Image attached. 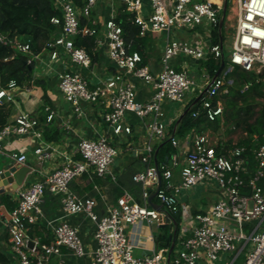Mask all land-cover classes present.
Wrapping results in <instances>:
<instances>
[{
    "label": "built area",
    "instance_id": "obj_1",
    "mask_svg": "<svg viewBox=\"0 0 264 264\" xmlns=\"http://www.w3.org/2000/svg\"><path fill=\"white\" fill-rule=\"evenodd\" d=\"M133 21L139 26V35L150 33H170L174 28H184L209 24L213 27L221 23V5L211 0H148L150 13L145 15V0H122ZM61 16L51 19L59 27L48 43L51 58L57 59L60 51L67 53L71 61L88 66L91 55L86 48L77 46L75 38L80 35H94L96 30L90 26H81L80 17L89 16L97 0H87L78 8L74 0H54ZM237 5V26L232 43V52L226 68L219 75L211 76L207 71L202 75V82L197 83L186 71L177 70L172 59L181 54L197 60H206L209 55L224 59L222 44H213L208 50L175 38H168L162 55V68L152 73L143 64L140 51L130 50L123 36V29L115 17L104 23L105 31L102 43L108 56L119 69L112 78L91 87L88 78L79 71H65L60 75L59 88L66 99L74 106L78 114L83 112L82 103H102L107 110L104 119L112 134L120 136L130 134L132 128L125 121V115L132 112L140 118L150 116L147 133L150 139H164L167 124L163 103L165 101L184 103L188 94L197 86L206 94L204 108L208 109L211 120L221 116L223 103L213 105V98L228 92V73L235 67L257 74L264 72V0H232ZM0 42L12 45L17 51L30 52V45L18 40H8L0 34ZM101 42V41H99ZM132 78L143 80L151 85L153 96L145 102L136 99V90ZM18 85L11 81L7 87H0V100L12 97L10 90ZM196 115V114H195ZM53 118L52 112L47 120ZM10 134L28 135L40 138L43 130L40 120L34 115L22 112L11 124L0 129V152L24 163L25 153L7 152L3 141ZM174 147L179 140L169 137ZM184 152V163L180 171L181 180L175 183L170 162L176 163L177 154L172 159L156 166L150 163L154 153L148 143L143 161L148 165L145 170L133 176L134 181L143 185L144 203H140L128 190L118 197L117 203L107 214L99 215L93 197H79L70 189V183L77 177L90 171L99 176L112 174V164L119 149L109 137L83 139L79 143L80 159L66 156L62 167L48 174L44 180L33 183L20 193L19 200L7 222L13 251L20 264H48L52 254H60L62 247H67L77 256L87 254L84 243L76 226L65 221L51 220L54 241L42 244L38 248L29 236V224L35 223L42 211L40 205L46 191L61 197L65 215L85 214L95 224L94 238L97 246L94 259L98 264H199L202 258L210 264H216L223 253L237 251L230 264L244 253L243 264H264V135L254 151L255 167L251 169L250 160L244 146H234L225 152H218L209 135L197 132L188 139ZM39 159L49 157L50 153L42 147L35 149ZM158 170L162 174L163 184L157 193L162 209L151 206L148 199L152 191L158 188ZM213 181L222 191L207 213L194 216L193 223L182 230L180 247L174 258L169 248L155 250L152 254L137 256L135 245L128 235L130 225L147 222L165 224L169 218L179 213V195L182 190L195 185ZM245 188L248 191L242 192ZM1 212V201H0ZM188 233V234H186Z\"/></svg>",
    "mask_w": 264,
    "mask_h": 264
},
{
    "label": "crops",
    "instance_id": "obj_2",
    "mask_svg": "<svg viewBox=\"0 0 264 264\" xmlns=\"http://www.w3.org/2000/svg\"><path fill=\"white\" fill-rule=\"evenodd\" d=\"M74 3L78 8L81 7L78 2L74 1ZM222 3L223 0H219L216 4L222 5ZM124 6L122 0H97L90 15H83L87 19L86 25H92L96 30V45L92 50L94 56H91V63L88 66L73 63L63 50L60 51L57 59H52L50 50L46 49L41 54L32 58L33 73L31 77L10 90L12 95L10 100H0V104L7 105L8 116L6 125L13 123L20 113L27 112L40 120L43 130L42 137L40 138L10 134L3 141L5 151L25 153L27 155L26 162L20 163L0 152V171L9 172L8 178L0 180V250L7 253L12 264L20 263L17 254L11 246L7 222L10 213L18 203L20 193L33 183L44 180L48 174L62 167L66 156L75 160L80 159L81 155L78 147L83 139H98L101 136H107L119 149L118 156L112 164L111 175L99 176L95 172L90 171L75 178L70 183V189L79 197H93L96 199L97 205L95 210L99 215L107 214L109 209L117 203L118 197L125 190L130 191L124 186L123 181L129 183L132 173L134 176L136 173L146 169L148 163L143 161V156L146 154L145 150L148 143L154 148L150 163L155 164L153 161L156 159L155 153L156 151L158 152L157 147L165 138H149L147 124L150 116L142 119L132 112L126 113L125 121L131 126L132 132L130 134L123 133L120 136H116L111 133L104 119V114L107 110L105 105L102 103L84 102L82 103L83 112L78 114L74 106L66 99L59 88L60 75L65 71H79L83 73L88 78L91 87L109 80L119 71L110 60L107 48L102 43V40L105 31V21L111 17L116 18L120 9ZM143 13L145 15L150 13L148 0H145ZM222 26L220 23V28H222L221 32L224 35ZM213 28L209 24H202L174 28L169 34L150 33L146 35L144 37L145 44L142 55L143 64L147 65L152 73H157L161 70L162 55L168 38L186 41L191 45L208 50L213 45ZM225 41L224 35V40L222 39L221 43L223 45V51L225 49ZM221 60L223 63L222 58ZM201 61L181 54L173 58L171 63L177 70L186 71L193 80L201 83L202 75L206 71ZM225 68L226 64L221 72ZM132 80L135 85L136 99L140 102L148 101L154 93L151 85L146 84L141 79L132 78ZM205 89L206 87L201 89L196 86L188 94L184 103L170 101L163 103L165 122L167 124L166 137L174 136L175 133H171V129L173 127L175 129L178 122L184 117L186 107L192 99L199 98L202 95L200 91H204ZM51 112L53 118L51 121H48L47 116ZM221 119L222 125L218 130L209 128L202 132L209 135L212 144L216 148L225 149L233 147L247 137V133L243 130H240V133L236 132L234 126L225 130L223 123L224 116H221ZM197 132L193 130L185 137H177L179 140V146L176 148L177 152L175 153L178 156L177 161L176 163L170 162L175 183H179L181 180L180 171L184 163V152L188 147V139ZM256 139L257 136L254 135L253 141ZM38 147H42L50 153V156L39 159L35 154V149ZM255 149L252 150L253 154ZM13 169L14 171H12ZM154 192L152 191V193ZM222 196V191L213 181L202 182L190 189L182 190L179 195L180 203L178 205V214L180 218L177 224L172 218H169L165 224L160 225L143 222L128 226V235L135 245L134 254L144 256L160 249L157 245V238L165 232H168L170 233L171 239V245L168 248L173 250L170 254L174 258L180 247L182 230L186 229V227L188 228L193 223L196 214L207 213L213 204ZM138 197L142 201L140 203H144L143 192ZM40 208L42 216L35 223L29 224L28 231L31 241L37 243L38 248L42 244H49L54 241V231L49 221L56 220V222L65 221L78 228L87 252L84 256H77L67 247H62L60 254L50 255L48 264H98L94 259V251L97 246L94 238L95 224L88 216L85 214L65 215L61 197L50 191H46ZM176 229L175 238H171V235ZM165 248L162 247L161 249ZM199 264L210 263L202 258Z\"/></svg>",
    "mask_w": 264,
    "mask_h": 264
},
{
    "label": "trees",
    "instance_id": "obj_3",
    "mask_svg": "<svg viewBox=\"0 0 264 264\" xmlns=\"http://www.w3.org/2000/svg\"><path fill=\"white\" fill-rule=\"evenodd\" d=\"M74 1L83 6L87 0ZM56 16H61V12L56 8L54 0H0V34L8 40H18L30 45V52L26 53L17 51L12 45L0 42V87H7L11 81L21 84L31 77L33 73L32 58L48 49L47 43L59 31V27L51 21ZM116 20L122 26L123 36L129 49L138 50L143 55L145 38L139 35V26L135 24L132 14L126 10L125 6L120 9ZM80 23L81 26L87 24V19L83 15L80 17ZM92 28L95 29L94 26ZM221 31L220 25L213 28V44H221L222 39L224 40ZM75 42L77 46H84L90 55L94 56L92 50L96 45L95 34L77 36ZM223 61L225 64L227 63L225 58ZM201 62L211 76H216L222 65V60L215 59L214 56H209L208 59ZM227 77L232 81L227 85L228 92L215 96L212 100L213 105L216 106L221 101L224 105L223 115H221L224 116L223 123H231L235 128L247 133V137L236 145L246 148L252 169L255 167V156L252 150L262 142L264 135V72L257 74L235 67ZM205 98L206 94H203L200 99L194 98L188 104L184 117L178 122L175 129L174 127L171 129V133H175L176 138L185 137L193 130L203 132L209 128L218 130L221 127V116L216 117L215 120L209 118L208 109L203 106ZM7 116V105L0 104V129L6 125ZM254 135L257 136L255 141H253ZM233 147L216 149L221 153ZM157 148L156 160L159 165L171 160L173 154L177 152L172 140L168 137ZM122 183L139 202H142L138 197L143 192L142 184L133 180V173L129 183L124 181ZM262 186L264 188V179ZM247 191L245 188L242 189V192ZM173 220L175 221V219ZM157 245L160 249L170 247V233L165 232L158 236ZM237 262L242 264L243 258L239 256L234 264ZM0 264H12L10 257L2 250H0Z\"/></svg>",
    "mask_w": 264,
    "mask_h": 264
},
{
    "label": "rangeland",
    "instance_id": "obj_4",
    "mask_svg": "<svg viewBox=\"0 0 264 264\" xmlns=\"http://www.w3.org/2000/svg\"><path fill=\"white\" fill-rule=\"evenodd\" d=\"M215 2H219V0H214ZM227 0H223V3L221 5L222 10H221V21H223V33L225 35V49H224V56L225 59L228 60L229 56L232 52V41L236 32V26H237V5L232 2V0H228V6L226 4ZM264 91V87H263ZM260 101H263V99H260ZM231 123H225L224 128L229 129L231 127ZM227 127V128H226ZM238 129V128H236ZM236 132L240 133L241 129L236 130ZM264 226V225H263ZM237 254V251H232V252H225L223 253L222 257L220 260L216 262V264H230L233 259L235 258ZM240 257L244 258V253L240 255ZM238 264V262L236 263Z\"/></svg>",
    "mask_w": 264,
    "mask_h": 264
},
{
    "label": "water",
    "instance_id": "obj_5",
    "mask_svg": "<svg viewBox=\"0 0 264 264\" xmlns=\"http://www.w3.org/2000/svg\"><path fill=\"white\" fill-rule=\"evenodd\" d=\"M226 3H227V1H226ZM222 24H223V21H221V26H222ZM224 65H225V63L223 62L222 65H221V67H220V69H219V71H218V73H217V75H219V73H220L221 70L223 69ZM202 96H203V95H201V96L199 97V99H200ZM155 154L157 155V151H156ZM155 165L158 166V163H157V160H156V159H155ZM12 171H14V169H13ZM8 177H9V172H3V171H0V180H1V179H6V178H8ZM162 184H163L162 174H161V172L158 170V188H157V190H156L154 193H152V194L150 195V197H149V199H148V202L151 204V206L154 207V208H156V209H158V210H161V209H162L161 204H159V203H158V200H157V193H158L160 187L162 186ZM179 218H180V215H179V214H176L175 217H173V219H175L176 224L178 223L177 221H178ZM8 219H10V215H9V218H8ZM176 232H177V229H176L175 232L171 235V238H175ZM28 245H29V247H32V246L34 245V242H33V241H30Z\"/></svg>",
    "mask_w": 264,
    "mask_h": 264
},
{
    "label": "bare ground",
    "instance_id": "obj_6",
    "mask_svg": "<svg viewBox=\"0 0 264 264\" xmlns=\"http://www.w3.org/2000/svg\"><path fill=\"white\" fill-rule=\"evenodd\" d=\"M211 1H214V0H211ZM215 2V1H214ZM217 3V2H216Z\"/></svg>",
    "mask_w": 264,
    "mask_h": 264
}]
</instances>
